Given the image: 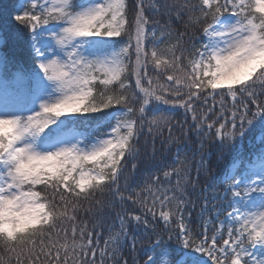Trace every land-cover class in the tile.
Masks as SVG:
<instances>
[{
	"label": "snow or ice",
	"instance_id": "6c2138e0",
	"mask_svg": "<svg viewBox=\"0 0 264 264\" xmlns=\"http://www.w3.org/2000/svg\"><path fill=\"white\" fill-rule=\"evenodd\" d=\"M167 8L159 28L146 15L159 12L154 0H136L131 20L128 0H18L0 13V48L26 49L23 62L0 52V264H264V0ZM173 11L182 32L172 28ZM216 100L219 115L215 103L204 108ZM181 110L174 129L170 117ZM255 127L253 148L239 153ZM165 131L169 148L176 131L201 153L211 141L218 162L237 153L220 188L209 184L211 198L200 200L198 231L179 149L162 169L166 182L176 176L174 190L159 176L155 189L130 190L141 137L152 148L145 163L159 167L155 141ZM201 173H211L203 155L196 183ZM115 202L132 208L104 238V212Z\"/></svg>",
	"mask_w": 264,
	"mask_h": 264
},
{
	"label": "trees",
	"instance_id": "16d2710c",
	"mask_svg": "<svg viewBox=\"0 0 264 264\" xmlns=\"http://www.w3.org/2000/svg\"><path fill=\"white\" fill-rule=\"evenodd\" d=\"M154 2L157 5V8L159 9V12H157L155 9H149L146 11V15L149 16L150 21L152 22H158V23H150V27H161L165 24L167 21V16L165 15V12L169 9L167 8L168 5H171L173 3H184L185 0H154ZM189 3L195 4L197 0H188ZM18 3V0H0V13L6 12L10 7L13 5H16ZM136 3V0H128L129 4V19H132V14L134 10V5ZM184 20H187V16H184ZM172 28L175 31H184L183 26L180 23H177L175 20V12H172ZM188 32L193 36L195 41H201L203 40L202 32L199 29H188ZM122 41L127 40V36H124L120 38ZM199 44L197 43V47ZM0 52L6 53L10 57H15L17 60L24 61L26 57V49L23 45L18 43H11L5 47L0 48ZM25 67H29L30 65L25 64ZM149 73L152 74V68L149 67ZM134 83V81H133ZM257 98L264 100V92H262L259 89V86H257ZM215 103L216 109L214 111H217V115H219L218 109L220 107L219 100L216 101H209V104L204 105V108H207L210 104ZM231 101L225 97L224 100V108L225 117H229L230 110H231ZM204 109L201 108L199 111H203ZM173 120L172 127L175 129L176 127V121L183 122L185 120V117L182 113V110L180 114H173L172 117H170ZM192 121L189 117L187 118V124L185 125V130L187 131L188 127L191 125ZM174 135H177L180 137L179 142L173 145L171 148H169L167 145H162V141L167 137V132H164V135L162 137H157L155 141V160L156 164L159 167H149L148 164L145 163L146 160H149L151 154H152V148L151 144H145V141L147 140L146 136H142L140 140V146H141V155L137 162V169L134 173H132L130 180H129V186L130 190H140V186L143 183H150L152 187L155 189L156 183L154 180L155 176L160 177L159 184L161 186H166L171 192L175 189V181L176 176L173 175L171 179V183H168L163 178V172L162 169L165 167H172L173 162L176 159L177 150H180V159L185 160L187 159V162L183 165H177L179 167L181 173L183 174L185 172V169L187 170V176L189 183L185 184L184 180H181V183L184 184L185 190L187 193L188 198L192 203L195 204L194 208H189V212L191 213V223L190 227L199 230V216H200V200L203 199L204 196H209L211 198V194L206 191L209 184H211L213 187L220 188L219 185V179L221 177L222 172L225 168H228L230 165V162L232 161L233 155L237 154L235 152L228 153L225 155L222 162L217 161V149L213 145L211 141L206 142V146L203 149V152H200L199 144L195 138H187L182 136L179 132L174 131ZM189 136H191V133H189ZM259 136V128L255 127L252 132L249 133L248 136L244 138L243 144L239 147V153L246 154L250 149L253 148L252 143V137H258ZM257 144H259V141H257ZM201 155L205 157L207 160L209 166L211 167V173L207 176H205L203 173L200 174L199 182L196 183L195 177H196V165L198 164ZM194 157V158H193ZM195 184V187L192 185ZM202 190L203 194H202ZM144 196H147V192L141 193ZM221 195H223V192H220ZM104 200L110 199L109 196L102 197ZM226 205V201L224 202ZM132 206L130 204H124L120 205L118 202L113 203L111 206V210L108 208L105 209L104 212V223L101 227V231L103 233V237L106 238L108 236L109 230H118L119 222L117 220V214L123 215L125 212H127ZM93 211L95 212L96 209L94 208ZM137 211H139L137 209ZM81 217H84V214H81ZM89 222L92 223V216L91 214L88 215ZM220 219H224L223 216L220 217ZM188 221V217L186 216V222ZM142 229L138 228H131V233L140 236L142 233ZM103 243V239H101V244ZM3 253V249L0 248V254ZM142 253L139 250V244L138 249L136 253H132L131 255H136L137 257L141 255ZM125 255L129 256V251L125 250Z\"/></svg>",
	"mask_w": 264,
	"mask_h": 264
}]
</instances>
